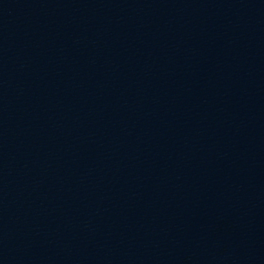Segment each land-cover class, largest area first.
<instances>
[{"label":"water","instance_id":"water-1","mask_svg":"<svg viewBox=\"0 0 264 264\" xmlns=\"http://www.w3.org/2000/svg\"><path fill=\"white\" fill-rule=\"evenodd\" d=\"M0 264H264V0H0Z\"/></svg>","mask_w":264,"mask_h":264}]
</instances>
